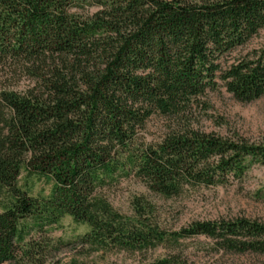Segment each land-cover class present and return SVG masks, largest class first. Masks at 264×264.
<instances>
[{
  "label": "trees",
  "instance_id": "16d2710c",
  "mask_svg": "<svg viewBox=\"0 0 264 264\" xmlns=\"http://www.w3.org/2000/svg\"><path fill=\"white\" fill-rule=\"evenodd\" d=\"M260 33L264 0H0V264H46L62 246L47 232L66 216L89 226L76 239L88 253L170 245L146 264H196L181 242L204 237L216 252L264 254L263 220L166 229L154 202L137 196L128 214L106 193L137 178L171 198L264 164V143L188 121L221 86L264 96V45L225 61ZM155 116L181 123L148 141Z\"/></svg>",
  "mask_w": 264,
  "mask_h": 264
},
{
  "label": "rangeland",
  "instance_id": "374dc122",
  "mask_svg": "<svg viewBox=\"0 0 264 264\" xmlns=\"http://www.w3.org/2000/svg\"><path fill=\"white\" fill-rule=\"evenodd\" d=\"M95 10L97 7L89 9L90 12ZM263 45L264 33H260L246 45L230 53L225 61L230 64ZM188 121L191 127L205 132L264 143V96L245 103L238 101L221 86L200 98ZM179 123L181 121L174 117L155 116L147 124L146 138L148 141H157L171 128L178 127ZM30 183L34 195H46L49 192L50 187L43 180L33 177ZM106 193L117 209L128 214L132 212V201L137 196L154 202L157 206V219L166 229L176 230L193 221L221 218L248 217L264 221V164L253 165L241 179L224 185L198 186L171 198L150 191L137 178L124 179L118 185L107 189ZM88 230V225L76 223L70 216L64 217L58 226L51 227L47 236L54 241H62V246L50 255L46 264H70L73 261L83 264H146L175 251L167 245L144 253L118 250L88 253L76 241ZM181 243L183 253L196 264H264V254L216 252L210 241L204 237L187 239Z\"/></svg>",
  "mask_w": 264,
  "mask_h": 264
}]
</instances>
